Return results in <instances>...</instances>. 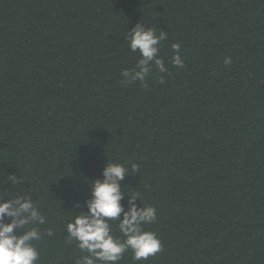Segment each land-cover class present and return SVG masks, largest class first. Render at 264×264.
<instances>
[{
	"label": "trees",
	"instance_id": "1",
	"mask_svg": "<svg viewBox=\"0 0 264 264\" xmlns=\"http://www.w3.org/2000/svg\"><path fill=\"white\" fill-rule=\"evenodd\" d=\"M137 23L168 35L147 87L121 75L141 58ZM109 162L129 168L125 211L135 192L156 209L144 229L162 244L118 264H264V0H0V203L30 198L44 217L25 226L36 264L87 255L67 224Z\"/></svg>",
	"mask_w": 264,
	"mask_h": 264
},
{
	"label": "clouds",
	"instance_id": "2",
	"mask_svg": "<svg viewBox=\"0 0 264 264\" xmlns=\"http://www.w3.org/2000/svg\"><path fill=\"white\" fill-rule=\"evenodd\" d=\"M128 48L131 52L140 54L136 66L131 70L122 71L125 86L139 81L147 87L145 78L152 72L153 65L159 73H167L163 59L160 58L161 42L168 39L167 32L145 28L137 23L127 34ZM173 52L171 63L177 68H184V61L180 55L181 45H171ZM223 63L227 66L232 63L230 57ZM160 84H164L161 76ZM139 165L131 164V171L138 172ZM129 173L125 164L109 162L103 169V179L91 183V198L87 201V213L75 216L73 222L67 224V232L71 240L77 242L82 255L76 264H118L123 254L128 250L133 253L136 261L147 260L162 250V244L155 232L146 231L145 225L155 223L157 220L156 209L144 205L137 207L136 200L141 198L139 192L129 196L128 210L125 211L121 201L124 193L121 191L120 181ZM121 214L123 219L121 220ZM5 217H11L12 222L4 224ZM119 220L118 228L124 237L121 240L112 234L109 223ZM32 223L44 224L45 219L34 207L30 198L17 199L15 202L0 203V264H36L39 252L32 243L41 238L37 227L25 228ZM24 229L20 235L14 230ZM48 236L53 235L48 230Z\"/></svg>",
	"mask_w": 264,
	"mask_h": 264
}]
</instances>
